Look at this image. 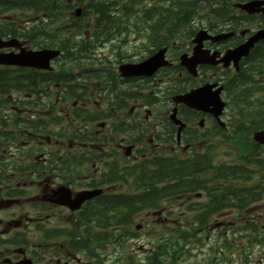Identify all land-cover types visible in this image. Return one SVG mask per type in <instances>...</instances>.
<instances>
[{
    "label": "flooded vegetation",
    "instance_id": "af4514ba",
    "mask_svg": "<svg viewBox=\"0 0 264 264\" xmlns=\"http://www.w3.org/2000/svg\"><path fill=\"white\" fill-rule=\"evenodd\" d=\"M93 54L80 57L68 51L64 58H54L42 91L33 90L28 102L9 105L29 123L28 128L5 131L0 123V264H229L230 219L247 224V232L239 225L232 230L243 242L234 248L236 263L264 264V242L255 233L260 219L264 220L261 196L228 208L226 196L216 198L210 193L204 205L197 202L191 207L188 217L194 226L185 228L189 235L177 232L167 250L154 243L124 244L122 240L132 238L116 235L128 232L116 218L131 219L130 203L142 186L132 179L134 165L165 155L178 160L181 152L197 163L209 153L212 158L211 140L193 138L199 131L188 114L182 119L180 141L175 139L177 126L168 117L173 103L165 85L172 81L188 90L212 82L213 73L203 66L197 76L188 75L175 57H169L168 69L121 76L118 69L125 61L117 52L98 58ZM193 116L203 117L196 111ZM210 128L205 125L201 131L208 134ZM93 189L101 193L77 203L80 192ZM181 208L179 202L176 218L186 215ZM158 210L159 216L166 213ZM102 214L111 218L105 223L110 226L101 227ZM102 232L108 236L101 239ZM200 233H205L204 250ZM255 249L262 250L258 258ZM192 250L203 256L190 260Z\"/></svg>",
    "mask_w": 264,
    "mask_h": 264
},
{
    "label": "water",
    "instance_id": "95a60500",
    "mask_svg": "<svg viewBox=\"0 0 264 264\" xmlns=\"http://www.w3.org/2000/svg\"><path fill=\"white\" fill-rule=\"evenodd\" d=\"M263 5H264V0H251L243 4H238L240 8L246 10L248 13L262 11L264 15ZM230 34L231 33L216 35L211 38L212 40H217L226 37ZM204 37H205V33L202 35L198 34L197 40L199 44L195 47L194 56L189 60L190 64H187L189 69H193L194 68L193 66H195L196 63H198L201 60H206V58L214 61L215 55L207 56L208 51L205 52L200 47V43ZM260 39H264V28L258 30L244 43L239 44L234 48L227 49L226 55L223 57V61L227 63L230 59H233L234 62L236 63L242 56L247 55L249 50L253 47L254 43ZM15 42H17L15 39H10L8 41H3L0 39V48L4 46L15 45ZM56 54L57 51L50 49H42L34 52L21 50L20 53L17 54L0 53V63L46 68L48 67L49 59L55 56ZM200 54H204V56ZM199 93H202L200 98L197 95ZM177 100L184 101L187 105L196 107L201 110H209L215 116H217L220 113L221 107L223 105V103L218 100V91L213 92V94L208 90L206 91L201 90L195 93L189 92L185 95L178 96ZM253 137L256 141L260 143H264V129L260 131H256Z\"/></svg>",
    "mask_w": 264,
    "mask_h": 264
},
{
    "label": "trees",
    "instance_id": "16d2710c",
    "mask_svg": "<svg viewBox=\"0 0 264 264\" xmlns=\"http://www.w3.org/2000/svg\"><path fill=\"white\" fill-rule=\"evenodd\" d=\"M59 0H0V12L8 10L14 6H27V7H33L34 5L38 6V9L41 11H47L49 8L47 7V4L50 3H56ZM63 1V0H61ZM93 3H102L104 0H88ZM201 1H206L208 5L215 4L212 6V11L216 16H219L220 18H223L227 15L226 10H229V3L227 0H177L176 6H172L169 8L164 9L165 15L164 18L172 17L173 19L178 20H188L192 17L194 13L201 7ZM170 10H173V16H170ZM100 13L103 14V12H106L105 9L101 8L98 9ZM256 47L254 51L251 53V56L256 53L257 51ZM264 53V50H263ZM14 72L9 70H2L0 71V102L1 101H7V95L10 92L9 88L13 85H24L27 83L29 79V73L28 75L20 71L13 75ZM242 74L245 76V74L242 72ZM242 86V87H241ZM241 91H245L249 86L248 82L243 80V84L241 85ZM247 86V87H246ZM238 88V87H237ZM258 89V88H257ZM264 89V88H263ZM249 122L252 124V129L258 128V127H264V100L260 101V104L255 108H253L252 113L249 115ZM168 165H164L161 168L162 176L166 175ZM196 170V168H194ZM157 171H146L145 175H148L149 179V186L150 191L146 193L147 200L150 202L153 195H155V187H154V179L151 174L155 173ZM168 191V190H166ZM137 200V201H136ZM144 205L143 201L140 198H135L132 202L133 209L135 208L136 204Z\"/></svg>",
    "mask_w": 264,
    "mask_h": 264
},
{
    "label": "rangeland",
    "instance_id": "374dc122",
    "mask_svg": "<svg viewBox=\"0 0 264 264\" xmlns=\"http://www.w3.org/2000/svg\"><path fill=\"white\" fill-rule=\"evenodd\" d=\"M120 17V16H119ZM253 20H255V18H252ZM22 21H26L27 20H22ZM23 23V22H22ZM200 23V22H199ZM202 23V22H201ZM24 24H29V23H24ZM96 50V49H94ZM226 120L228 118L227 113H225V115L223 116ZM217 149L220 151L228 152V151H232L229 148V145L225 142V143H221L217 145ZM227 158L229 159V155H227ZM182 204V208L181 211H185L186 210V205L184 202H181ZM173 205H175L174 207H167L172 208L173 212H169V213H165V214H161L159 220L160 221H156V217H158V215L155 216V218L151 217V216H146L144 213L141 214V217H138L134 220V222L131 225H128L126 228L129 230V233L134 234V237L132 240H122V242H124V244L127 243H154L156 244L157 240H163L166 238L167 234L166 232H172L174 231L176 228H178V226H180L179 228H182L183 226H190V223L187 222L186 217H188V213H186L185 216H181V218H176L177 215V210H178V203H173ZM166 217V218H165ZM162 220H164L162 222ZM234 219H230V223L228 225V232H229V237H228V243H229V264H233L237 261V249L236 248V244H241L243 243L241 240H237L233 233L232 230L235 229V227L237 225H239V222H234L232 223L231 221H233ZM177 222H180V225H178ZM136 223H140L141 224V228L140 229H136L135 228V224ZM204 235L205 233H200L198 234L199 237H201L202 243L203 244V248L202 250H204L205 248V240H204ZM210 243V242H209ZM198 251L195 250V252H192V255L190 257H188L190 260H196V259H200L202 257V254H198ZM164 258H169V257H164ZM234 261V262H233Z\"/></svg>",
    "mask_w": 264,
    "mask_h": 264
},
{
    "label": "bare ground",
    "instance_id": "6f19581e",
    "mask_svg": "<svg viewBox=\"0 0 264 264\" xmlns=\"http://www.w3.org/2000/svg\"><path fill=\"white\" fill-rule=\"evenodd\" d=\"M115 26L117 28V30H119L120 32L119 33H122L124 31H127L129 29H127L129 27V24H128V19L127 18H123V17H118L116 20H115Z\"/></svg>",
    "mask_w": 264,
    "mask_h": 264
}]
</instances>
